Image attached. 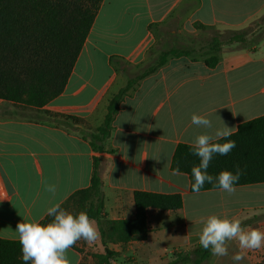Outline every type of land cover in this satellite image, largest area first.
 I'll return each mask as SVG.
<instances>
[{"label": "crops", "instance_id": "1", "mask_svg": "<svg viewBox=\"0 0 264 264\" xmlns=\"http://www.w3.org/2000/svg\"><path fill=\"white\" fill-rule=\"evenodd\" d=\"M259 1L264 6V0L252 2ZM236 2L102 0L67 84L56 99L40 111L0 100V185L8 196L0 200V239L17 240L18 222L41 220L52 204H61L76 190L89 186L94 152L76 130L55 119L89 132L101 125L108 100L127 81L110 58L141 65L153 43L148 26L167 23L179 12L180 21L190 28L193 23L207 29L243 28L223 22L236 11ZM224 49L213 69L200 60H169L121 103L103 144L109 152L103 156L106 165L102 174L106 218H132L134 191L180 194L183 204L179 213L149 210L145 240L109 244L108 248L117 252L111 264H125V256L130 257L128 264H154L158 254L154 248L163 237L175 243L167 255L162 253L164 264L172 258L173 250L189 251L199 244L202 221L209 215L246 221L248 214H264V183L235 186L232 196L220 189L197 194L189 191L186 175L169 168L177 144L191 145L198 134L214 135L224 124L237 129L264 115V40L254 53ZM24 112H31L34 118L28 119ZM194 113L210 119L212 129L193 125ZM45 182L56 186L55 196L45 191ZM138 243L142 254L136 250ZM99 250L103 251L101 246ZM236 251L233 242L228 256L212 255L204 264H233L231 255ZM263 256L264 248L248 251L240 264H258ZM68 257L71 264H94L90 256L71 249Z\"/></svg>", "mask_w": 264, "mask_h": 264}, {"label": "trees", "instance_id": "2", "mask_svg": "<svg viewBox=\"0 0 264 264\" xmlns=\"http://www.w3.org/2000/svg\"><path fill=\"white\" fill-rule=\"evenodd\" d=\"M101 2L102 0H0V100L40 111L56 99L67 84ZM169 22L178 21L172 19ZM164 24L149 25L148 30L154 36V32ZM193 28L202 31L207 29L199 23H193ZM263 40L264 11L240 29L211 28L210 40L204 48L193 49L187 45L175 44L161 50L153 63L144 65V61L136 66L138 72L128 76L126 84L108 100L103 121L94 132L80 130L66 120L55 119L57 123L76 130L88 141L94 152L89 186L73 192L61 206L73 213L85 210L97 221L103 251L87 254L78 244L71 250L90 256L94 264H111L117 252L110 250L109 244L125 245L145 240L149 229V210L164 213H179L182 210L180 194L134 191L132 218H106L102 174L106 165L103 156L109 152L104 151L103 144L111 134L114 118L120 111L123 100L137 90L144 78L171 59L200 60L205 67L213 69L219 63L224 48L254 53ZM110 63L121 71L123 64H128L116 57L110 58ZM237 129L227 138L234 140L236 147L227 155H215L208 173L213 177L222 170L235 173L236 166H239L243 174L235 186L264 183V115L240 124ZM218 142L226 141L221 139ZM198 164L199 158L192 154L190 145L179 143L174 149L169 168L174 173L186 175L189 191L193 192L191 168ZM214 189L219 188L212 183H205L200 192ZM50 220L51 217L45 215L41 222L47 223ZM245 222L243 221L244 225ZM211 256L210 250H205L198 244L189 251H174L172 258L164 264H204ZM0 264H24L18 240L0 239ZM258 264H264V256Z\"/></svg>", "mask_w": 264, "mask_h": 264}, {"label": "clouds", "instance_id": "3", "mask_svg": "<svg viewBox=\"0 0 264 264\" xmlns=\"http://www.w3.org/2000/svg\"><path fill=\"white\" fill-rule=\"evenodd\" d=\"M227 51L228 49H225V53ZM191 122L198 128L213 127L212 121L204 115L192 114ZM234 131L238 129L224 124L223 128L217 129L214 135L201 133L191 142L190 150L199 158V164L191 168L194 179L191 189L194 193L198 194L205 183H212L229 196L235 194V185L243 174L239 166H236L235 173L222 170L215 177L208 173L215 155H227L236 147L234 140L227 139L234 134ZM221 139L226 142H218ZM44 189L53 196L57 191L54 184L46 182ZM46 215L51 217L47 223L33 218L23 219L15 226L24 264H71L68 252L77 242L83 240L91 246L100 239L97 221L85 210L73 213L64 209L60 203H54L46 209ZM233 242L236 243L238 251L231 255V260L233 264H240L248 251L264 248V230L245 226L236 216L211 214L202 221L199 244L203 249L210 250L213 256H228L229 245Z\"/></svg>", "mask_w": 264, "mask_h": 264}, {"label": "rangeland", "instance_id": "4", "mask_svg": "<svg viewBox=\"0 0 264 264\" xmlns=\"http://www.w3.org/2000/svg\"><path fill=\"white\" fill-rule=\"evenodd\" d=\"M254 0H237L236 2V11L227 17L223 18L224 24L232 25V26H240L245 27L250 21L260 16L264 11V6L261 5V1L259 2H252ZM252 2V3H251ZM180 14L179 12L174 18L177 19V23L174 22H167L164 25L160 26L157 31L154 32L153 36V43L150 46V48L147 51L146 59L144 65H149L153 63L154 59L157 57L159 52L161 50H164L167 47H170L175 44H183L187 45L190 48L193 49H202L204 48L211 37V28L206 30H195L193 27L190 28L189 26H185L182 21H180ZM171 19V21H172ZM193 26V25H192ZM221 26H224L221 24ZM170 32V34H169ZM122 71L124 72L125 76L128 78V76L135 75L139 69L136 68V66H133L131 64H123ZM19 107V106H18ZM24 114L27 116L28 119H33V114L31 112H24ZM247 225L251 227L260 228L261 230H264V214L263 212H257L254 214H248L245 216ZM78 247H80L83 251H85L87 254L91 252H99L101 243L100 241H96L93 245L89 246L86 242L83 240L79 241ZM174 240H171L170 238H164L161 239L158 246H156L154 249L158 252L157 258L154 259V264H163V256L162 253L168 254L170 252L171 248L174 246ZM136 250L139 252V254H142V246L141 243L136 244ZM164 251H161V250ZM166 250V251H165ZM173 251H180V250H173ZM161 252V253H160ZM138 258L141 260L140 256L137 255ZM128 256H125L123 263L128 264ZM163 261H161V259ZM140 264H144L142 261H139ZM211 264V263H209Z\"/></svg>", "mask_w": 264, "mask_h": 264}, {"label": "built area", "instance_id": "5", "mask_svg": "<svg viewBox=\"0 0 264 264\" xmlns=\"http://www.w3.org/2000/svg\"><path fill=\"white\" fill-rule=\"evenodd\" d=\"M8 198L5 189L0 185V200H6Z\"/></svg>", "mask_w": 264, "mask_h": 264}, {"label": "water", "instance_id": "6", "mask_svg": "<svg viewBox=\"0 0 264 264\" xmlns=\"http://www.w3.org/2000/svg\"><path fill=\"white\" fill-rule=\"evenodd\" d=\"M225 50V49H224Z\"/></svg>", "mask_w": 264, "mask_h": 264}]
</instances>
